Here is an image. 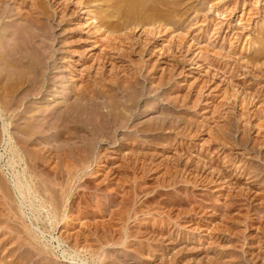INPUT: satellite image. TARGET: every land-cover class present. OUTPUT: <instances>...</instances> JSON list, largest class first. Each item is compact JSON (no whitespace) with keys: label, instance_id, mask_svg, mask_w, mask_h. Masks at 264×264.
<instances>
[{"label":"rangeland","instance_id":"374dc122","mask_svg":"<svg viewBox=\"0 0 264 264\" xmlns=\"http://www.w3.org/2000/svg\"><path fill=\"white\" fill-rule=\"evenodd\" d=\"M7 1L12 14L18 3L35 5L36 25L17 16L8 20L25 27L26 40L40 31L36 45H24V51L49 78L40 93L41 82L34 88L26 82L8 94L10 103L0 91V100L6 97L0 101V264H16L15 258L22 260L17 264H264V66L247 68L242 58L259 45L264 0H159L162 16L154 27L148 16L135 24L133 15H116L101 0H82L123 22L122 29L111 26L104 34L108 44L100 43L97 22H86L88 10L74 1ZM93 85L106 93L96 98L97 107L105 111L114 99L121 102L114 101L126 122L120 117L123 126L88 140L82 131L60 132L59 138L55 131L63 124L48 126L57 101H73V86ZM28 89L37 92L16 106ZM85 120L83 115L78 123ZM28 125L38 133L24 136ZM21 138L29 139L24 146ZM83 145L81 157L70 159L79 168L69 166L67 174L55 150ZM16 146L21 156L12 153ZM17 172L23 182L33 173L39 194L26 190L22 201L13 185ZM68 188L67 197L60 193ZM48 189L61 206L56 224L43 204V195H52ZM70 206L82 210L81 222L74 210L65 222ZM98 235L123 239L102 246V259L93 261L82 247L96 250Z\"/></svg>","mask_w":264,"mask_h":264},{"label":"bare ground","instance_id":"6f19581e","mask_svg":"<svg viewBox=\"0 0 264 264\" xmlns=\"http://www.w3.org/2000/svg\"><path fill=\"white\" fill-rule=\"evenodd\" d=\"M7 0H0V91H1V93L3 92V94L6 92V95H7V101L9 102L10 100H8V98L9 99H11L10 98V96L8 95V94H10V95H14L19 89H21V87L27 82H29V83H33V84H35V83H40L41 82V84H39V87L37 86V88H39V92L38 93H40L41 92V90L44 88V84H45V80L46 79H48L49 78V76H48V74L46 75V73H44V70H43V73H42V69H41V67L39 68V70L41 69V73L39 72V71H37L36 70V65H38L37 63H33L32 61H31V59H30V54H29V57H28V54L26 53V51H24V49H26V48H28V50L31 48H33L34 47V45H36L35 43V40H37L36 38H37V36L39 35V32L37 33H32L33 35L31 36V38H27V40L26 39H24L25 37H23V36H21V34H23L24 32H22V31H24V29H25V27H23V26H21V24L20 25H18V26H16V25H14L13 23L15 22V20L13 21V20H8V19H10L11 17H13V16H17L18 18H20V19H24V20H26V21H28L29 23H30V25H32V24H34V25H36L37 23L36 22H38L39 21V15L38 16H35L34 15V12L36 13V11H34L33 9V7L35 6L34 4H29V5H27L28 7H30V5L31 6H33V7H30L29 9H27V8H25L23 5L22 6H20V3H18V5H16V9L15 10H18L16 13H14V14H12L11 12H9L7 9H6V5H4V3L6 2ZM13 1H15V0H13ZM70 1V0H69ZM71 1H74V4L75 5H78V7H80L81 8V10L83 9V8H86L87 10H88V16H86V22H88V21H90L91 23H93L94 21L95 22H97V23H94V28H96V32H99V36L101 37V39L103 38L104 40H105V33L108 31V30H110L111 31V28H109V27H119L118 29L120 30V28L122 29V24H123V22H119V16H115V14L114 15H112L114 12L113 11H111V13H110V11L108 12L106 9L104 10V9H102V7L100 8H98V10L95 12L94 10H90V6H88V4L86 3V1L84 2V1H82V0H71ZM70 1V2H71ZM92 1V0H91ZM94 1V0H93ZM99 2H101V1H103L104 3L103 4H105L106 3V5H108L109 7H112L114 10H115V12H117V14L116 15H118V14H123V15H125V17H127V16H134V19H133V23H135V24H141V23H143V21L141 20L140 22H138L139 21V16H145V18H144V20L146 19V17L148 16V22L150 23V25H151V27H154V25L156 24V22L157 21H159V20H156V19H158L159 17H160V15H161V10H160V4L158 5V3H157V1H159V0H98ZM8 2V1H7ZM25 2V1H24ZM88 2V1H87ZM89 3H90V1H89ZM95 3H96V1H95ZM160 3V2H159ZM162 3V2H161ZM164 3V2H163ZM3 4V5H2ZM6 4V3H5ZM91 4V3H90ZM157 5L160 7V8H158L157 7ZM164 5V4H163ZM166 5V4H165ZM92 6V5H91ZM94 6V5H93ZM22 7H24L25 9H27V10H24ZM77 7V6H76ZM95 7V6H94ZM108 7V8H109ZM169 8V7H168ZM31 9V10H30ZM33 10V11H32ZM83 12H85L84 10H82ZM113 12V13H112ZM263 12H264V6H263ZM38 13V12H37ZM86 14H87V12H85ZM126 14H129V15H127L126 16ZM264 14V13H263ZM97 15H99V16H97ZM120 15V16H121ZM162 16V15H161ZM112 17H115V18H117L118 20L117 21H114V20H112ZM165 17V16H164ZM141 18V17H140ZM7 19V20H6ZM125 20H127V19H125ZM124 21V20H123ZM147 21V20H146ZM40 22V21H39ZM126 22V21H125ZM124 22V23H125ZM32 23V24H31ZM121 24V25H120ZM29 26V25H28ZM41 26V25H40ZM20 27H22L21 29H20ZM39 26H37V28H38ZM42 27V26H41ZM162 27V26H161ZM160 26L159 27H155V33H159V32H161L160 30H159V28H161ZM109 28V29H108ZM116 28H114V31H115V29ZM38 29H40V28H38ZM113 29V28H112ZM152 29V28H151ZM163 30L165 29V27H163L162 28ZM161 29V30H162ZM41 31H42V29H40ZM102 30H104L103 32H102ZM153 31H154V29H152ZM116 31H117V29H116ZM28 32V31H27ZM109 32V31H108ZM113 32V31H112ZM43 33H44V31H43ZM151 33V32H150ZM25 34V33H24ZM259 34H260V38H259V45H258V47L257 48H255V51H254V54L253 55H251V56H249V55H245L244 53H242L243 54V56L241 55V53H240V56H242V58L244 59V64H245V67H247L248 68V64H249V67L250 66H252V67H258V66H264V29H262V30H259ZM41 35H44V34H42V32H41V34H40V36ZM25 36V35H24ZM30 36V35H29ZM98 36V37H99ZM20 37H22V39H20ZM99 37V38H100ZM39 38V37H38ZM107 38V37H106ZM100 39V43H102L103 44V42L102 41H104L103 39L101 40ZM108 39V38H107ZM106 41V40H105ZM106 43L108 44V41H106ZM106 43H104V44H106ZM24 45H25V47L26 48H24ZM105 46V45H104ZM104 46H102V47H104ZM250 47L251 46H247V48H244V51L247 49H250ZM242 49V48H241ZM37 51V50H36ZM29 52V51H28ZM35 52V51H34ZM31 57H33V56H31ZM36 57H38V55L36 56ZM34 58V57H33ZM241 58V57H240ZM33 60V59H32ZM33 61H35L36 62V60H33ZM40 61V60H39ZM42 62V61H41ZM40 64V63H39ZM41 64H43V63H41ZM41 66V65H40ZM46 66V65H45ZM39 67V66H38ZM42 68H43V66H42ZM46 69V68H45ZM250 69V68H249ZM248 69V70H249ZM254 69V68H253ZM264 69V68H263ZM47 70V69H46ZM261 71V70H260ZM39 72V73H38ZM264 72V71H263ZM125 81L127 80L126 78L124 79ZM124 80H121V81H123L124 82ZM120 80L118 81V84H121L120 82H121ZM128 81H130L129 79L127 80V82ZM122 82V83H123ZM131 82V81H130ZM37 84H35V85H33V88H34V86H36ZM117 84V83H116ZM128 84V83H127ZM82 85H84V84H82ZM87 85H89V84H87ZM99 86V85H98ZM127 86V85H126ZM31 87V86H30ZM97 86L95 85V88H96ZM101 87V86H100ZM118 87H120L119 85H118ZM122 88H123V85L121 86ZM120 87V88H121ZM125 87V86H124ZM128 87V86H127ZM36 87H35V89H37ZM94 88V85H93V88H89V86L88 87H75V86H73V89H75V92L73 93V96H72V98H73V101H70V102H68V101H57V104H56V106H57V109H58V112H57V114H55L54 115V120L51 122V124L50 125H48V126H51V128H54V127H59V126H61L62 124H63V129L62 130H60V128H59V130L57 129V131H55V132H57L58 134H60V132H61V134H62V132H63V134L64 135H66V134H68V135H71L72 136V134H76L77 133V131H82L83 133H85L86 134V136L84 135V136H82V139L83 140H86L87 139V136H90V135H94V136H96V135H100V134H106V133H108V129H110L111 127H114V126H116V124H118L119 123V121H120V117L121 116H123V114H121V112L119 113V110H118V107H116V105L118 106V104L117 103H120L121 104V102H117L115 99H114V95H112L113 93H111V95L109 94L108 96H110V98L112 99H114V101H116V102H114L113 100V102L111 103V104H107V106L109 105V107H107V109L104 111V109H103V111H101L100 110V107L98 108L97 106L100 104V103H98V101H96V98L97 97H99V95L101 94V96H105V98H106V93L104 92V89L102 90L101 88V90L100 89H97V88H99V87H97L96 89ZM2 89V90H1ZM31 89V88H30ZM34 90V89H33ZM65 90V89H64ZM108 90V89H107ZM25 91V90H24ZM35 91V90H34ZM110 91V90H109ZM112 91V90H111ZM124 91V90H123ZM37 92V91H36ZM35 92V93H36ZM58 92V91H57ZM107 92V91H106ZM18 93V92H17ZM23 93V92H22ZM25 93V92H24ZM32 92L31 91H29V89L27 90V92H26V94L25 95H23V97L21 98V99H18L17 101L19 102L18 104H17V102L15 103V105L17 106H19L20 105V103L22 104V101H24L23 99L25 98V96L27 95H30ZM34 92L32 93V94H35ZM67 93V92H66ZM3 94H1V98H2V96L4 97L3 99H5L6 97V95L4 96ZM115 94H116V92H115ZM124 94V93H123ZM9 96V97H8ZM18 96H20V95H18ZM64 96H66L67 98H71L70 97V93H67L66 95H64ZM107 96V97H108ZM112 96V97H111ZM14 97V96H13ZM116 97H117V95H116ZM19 98V97H18ZM120 98V97H119ZM3 99H1L2 101H3V103H4V101H6V99L5 100H3ZM13 99V98H12ZM0 100V101H1ZM15 99H13L12 101L13 102H15L14 101ZM68 100V99H67ZM82 100H85L86 101V103H84V104H82V103H80ZM11 101V102H12ZM10 103V102H9ZM116 103V104H115ZM6 105H7V103H5ZM123 104V103H122ZM126 104V103H125ZM128 104V103H127ZM3 104H1L0 103V106H2ZM9 105V104H8ZM104 105H106V104H104ZM131 105V104H130ZM93 106H96L97 107V109L95 108H93ZM5 107H7V106H5ZM5 107H3V110L4 109H6V110H9L10 109V106H9V109L8 108H5ZM103 107V106H102ZM131 107V106H130ZM129 107V108H130ZM11 108H13V107H11ZM15 108V107H14ZM28 108V107H27ZM16 109V108H15ZM14 109V110H15ZM18 109V108H17ZM50 109V108H49ZM102 109V108H101ZM116 109V110H115ZM52 110V109H51ZM117 110H118V113H117ZM131 110V109H130ZM1 112H4V111H2V109L0 110ZM12 111V110H11ZM122 111V110H121ZM15 112V111H14ZM39 112V111H38ZM51 112V111H50ZM5 113V112H4ZM13 113V112H12ZM19 113V112H18ZM47 113H49V112H47ZM46 113V114H47ZM0 114H3V113H0ZM10 115H11V113H10ZM15 116H16V113L14 114ZM83 115H85V118L87 119V120H85V123H83V125H80L78 122H79V120H80V118H81V116H83ZM14 116V117H15ZM46 116V115H45ZM124 117H125V115H124ZM128 117V116H127ZM126 117V118H127ZM84 118V117H83ZM122 118V117H121ZM46 119V118H45ZM123 120H125V122H126V119H124V118H122ZM121 119V120H122ZM122 120V121H123ZM60 122V123H59ZM59 123V124H58ZM62 123V124H61ZM8 124V123H7ZM33 125V124H32ZM43 125V124H42ZM119 125L121 126H123V122H120L119 123ZM4 132L5 133H7V135L9 136V134H8V130H7V127H6V124H4ZM31 127V125H28L27 127ZM36 126V125H35ZM25 128V130L23 131V133H24V136L25 135H27V136H33V135H35L36 133H38V131H39V129H38V131H37V129H34L33 127H32V129H34V130H32V129H30V127H29V129L28 128ZM56 127V128H57ZM117 127V126H116ZM47 128V127H46ZM49 128V127H48ZM43 129V128H42ZM23 130V129H22ZM22 130H21V132H22ZM41 131V130H40ZM40 133V132H39ZM55 134L56 133H53V135L55 136ZM59 135V138H60V136H62V135ZM110 134V133H109ZM57 135V134H56ZM101 135V136H102ZM26 136V137H27ZM58 137V136H57ZM56 137V138H57ZM63 137V136H62ZM11 138V137H10ZM17 138V137H16ZM15 138V139H16ZM58 138V139H59ZM64 138V137H63ZM66 138H68V137H66ZM12 139V138H11ZM14 139V140H15ZM19 139V138H18ZM89 139V138H88ZM87 139V140H88ZM93 139V138H92ZM91 139V140H92ZM22 140V138L20 139V141ZM27 140H29L28 138H24V142H19V143H26V141ZM55 140H57V139H55ZM16 141H19V140H16ZM17 142H15V144H16ZM88 143V142H87ZM27 144V143H26ZM86 144V143H85ZM84 144V145H85ZM89 144V143H88ZM23 145V144H22ZM25 145V144H24ZM23 145V146H24ZM80 146V147H73V146H69L68 148L67 147H59L60 149H58V150H55V151H57V153H56V155H55V157L56 158H59L60 159V163H65L64 165L66 166V173L67 174H69V175H72L71 173H72V171H68V167L70 166V168H79V167H75L76 165H74V163H72L71 162V156L73 155H80V157H81V152L82 151H85V149H86V146ZM87 145V144H86ZM20 146V145H19ZM20 147H22V146H20ZM20 147H17L16 146V148H11V150H13L12 151V153L14 152V153H16L17 155L19 154V148ZM27 147V146H26ZM25 148V147H24ZM23 150V149H22ZM25 150V149H24ZM21 151V150H20ZM27 151H29V150H27ZM32 153V152H31ZM87 153V152H86ZM24 154V153H23ZM34 154V153H33ZM16 155V156H17ZM20 155V154H19ZM18 155V156H19ZM87 155V154H86ZM13 156V155H12ZM17 156V157H18ZM21 156V155H20ZM48 156V155H47ZM14 157H15V154H14ZM43 157V156H42ZM18 158H20V157H18ZM33 158V157H32ZM38 158V157H37ZM48 158V157H47ZM14 159V158H13ZM44 159V158H43ZM21 160V159H20ZM33 160H35V159H33ZM47 160V159H46ZM80 160H82L83 161V159H80ZM34 162V161H33ZM88 161H86V163H85V160H84V163L85 164H83V166L84 165H86V164H88L87 163ZM34 163H36V162H34ZM56 163H57V161H56ZM66 163H68V165L66 164ZM80 163V162H79ZM82 163V162H81ZM28 165V164H27ZM30 165V164H29ZM29 165H28V167H29ZM36 165V164H35ZM63 165V166H64ZM103 165V164H102ZM49 166V165H48ZM58 166V165H57ZM56 166V167H57ZM64 166V167H65ZM83 166H82V168H83ZM89 166V165H88ZM87 166V167H88ZM27 167V168H28ZM30 167H32L33 168V166H31L30 165ZM84 167H86V166H84ZM31 168V169H32ZM52 169V168H51ZM75 169V170H76ZM29 170V169H28ZM27 170V171H28ZM70 170V169H69ZM64 171H65V169H64ZM33 172H35V170L33 171ZM52 172V171H51ZM54 172V171H53ZM36 173V172H35ZM32 174L33 173H31V176L29 177L30 178V181L29 182H23V181H21V179H20V177H19V175H20V173H14V174H12V179H13V185H14V187L17 189V191H18V193H19V195L22 197V201L23 200H26V198H27V191H28V194L30 195L31 193H33L31 190L32 189H34V186H32V182L34 181V178H36V177H33L32 176ZM53 174V173H52ZM55 174V173H54ZM29 175V174H28ZM51 175V174H50ZM37 176V175H36ZM56 176V175H55ZM57 177V176H56ZM38 178V177H37ZM40 178V177H39ZM38 178V179H39ZM53 178V177H52ZM55 178V177H54ZM58 178V177H57ZM56 178V180L58 181V179ZM27 180V179H26ZM29 180V179H28ZM40 180V179H39ZM56 180H55V182H56ZM43 181V180H42ZM39 182V181H38ZM45 182V181H44ZM46 183V182H45ZM57 184H58V186H59V184L61 183H59V182H56ZM67 184V183H66ZM45 185V184H44ZM36 186V185H35ZM46 186V185H45ZM66 186V185H65ZM2 187V186H1ZM5 187V186H4ZM33 187V188H32ZM40 186H38V188H39ZM60 189L61 190H63V188H64V185L61 183L60 184ZM48 188H49V186H48ZM66 188H67V186H66ZM1 189V188H0ZM40 189V188H39ZM43 189H47V186L44 188V186H43ZM69 189L70 188H68L67 190H65V191H61L60 193H63L66 197L68 196V194H69ZM2 190V189H1ZM9 190V189H8ZM27 190V191H26ZM49 190V189H48ZM57 190V189H56ZM25 191H26V194H25ZM50 191V190H49ZM60 191V190H59ZM3 192V191H2ZM9 192V191H8ZM40 192V191H39ZM48 192V191H47ZM51 192V191H50ZM4 193V192H3ZM10 193V192H9ZM34 193L35 194H39L38 193V191L37 190H35L34 189ZM33 193V194H34ZM44 193V192H43ZM52 193V192H51ZM6 194V193H5ZM42 194V193H41ZM56 194V193H55ZM12 195V194H11ZM60 195H62V194H60ZM59 196V195H58ZM58 196H57V198H58ZM63 196V195H62ZM64 196V197H65ZM63 198V197H62ZM61 199V198H60ZM57 200V199H56ZM54 198H53V193H52V195H48V196H46V194L45 195H43V204L44 205H46V206H49V212H50V214H51V218L49 219L50 220V223H54V224H56L58 221H55L56 219H58V215L60 214V212H59V208L61 207L60 205H58V203L57 202H59V200L57 201V202H55L56 201ZM63 200H64V198H63ZM74 200V199H73ZM76 201V200H75ZM29 202V201H28ZM64 202V201H63ZM73 204H76V202L75 203H73ZM39 206V205H38ZM60 206V207H59ZM74 206V205H73ZM78 206V205H77ZM43 207V206H42ZM71 207V206H70ZM45 208V207H44ZM74 207H71V210H70V212H69V214H67V216H65L64 218L66 219L65 220V222L67 223L70 219L72 220V217L74 216H76L77 214V212H78V215H77V217H76V220H82L80 217H79V214L82 212V210L80 211V213H79V211H77V210H74L73 209ZM83 208V207H82ZM35 209V208H34ZM63 209V208H62ZM75 209H76V207H75ZM79 209H80V205H79ZM48 210V209H47ZM72 210H74L73 212H75V214L73 215V212H72ZM9 211H10V209H9ZM32 211H33V209H32ZM49 214V213H48ZM73 215V216H72ZM80 216H81V214H80ZM19 217V216H18ZM18 219V218H17ZM59 220V219H58ZM74 220H75V218H74ZM75 220V221H76ZM73 222V221H72ZM81 222V221H80ZM65 223V224H66ZM69 223V222H68ZM80 224V223H79ZM51 225V224H50ZM87 225V224H86ZM82 228V227H81ZM98 228V227H97ZM92 231V230H91ZM32 234V233H31ZM78 234V233H77ZM80 234V233H79ZM33 235V234H32ZM31 235V236H32ZM70 235V234H69ZM76 236V238L74 239V244H77L79 241V239L77 238L78 236L77 235H75ZM120 236H122V235H120ZM68 237V236H67ZM85 237V236H84ZM103 238H104V236H102ZM102 237H99V235L96 237V240L97 241H99V245H98V248L97 247H95V248H97L96 250H94V248L92 249L91 248V245L89 246V245H87L86 243H84V246L82 247L86 252L88 251V253H90L91 254V257H92V259H93V261L95 260V257H98V259L99 260H101L102 259V255L100 256L99 255V253L102 251H100L99 252V250L100 249H102L101 247L102 246H104V245H107V244H114V245H116V244H121L122 243V237L119 239V240H117V241H113V239H111V237L109 238H106L105 237V239H103ZM69 238V237H68ZM64 239V238H63ZM66 239V238H65ZM85 240H87V237H85L84 238ZM31 241V240H30ZM74 244L72 245V246H74ZM86 244V245H85ZM78 245V244H77ZM77 245H75V246H77ZM74 246V247H75ZM82 246V245H81ZM95 246V245H94ZM78 248H79V246H78ZM77 248V249H78ZM76 249V248H75ZM40 252V251H39ZM103 252V251H102ZM26 254V253H25ZM26 256V255H25ZM72 257V256H71ZM20 260H21V258H19ZM25 259V258H24ZM23 259V260H24ZM15 261L17 260V263H21L22 262V260H21V262H18V258H15L14 259ZM26 260V259H25ZM9 262V261H8ZM13 263H15V262H13L12 261V264ZM16 263V264H17ZM26 263V262H25Z\"/></svg>","mask_w":264,"mask_h":264}]
</instances>
